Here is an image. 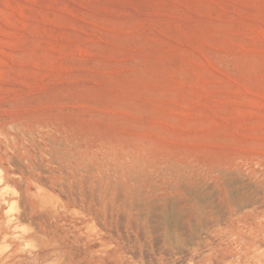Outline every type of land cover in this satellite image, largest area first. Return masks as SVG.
<instances>
[{
	"label": "rangeland",
	"instance_id": "1",
	"mask_svg": "<svg viewBox=\"0 0 264 264\" xmlns=\"http://www.w3.org/2000/svg\"><path fill=\"white\" fill-rule=\"evenodd\" d=\"M0 232L10 264H264V0H0Z\"/></svg>",
	"mask_w": 264,
	"mask_h": 264
},
{
	"label": "bare ground",
	"instance_id": "2",
	"mask_svg": "<svg viewBox=\"0 0 264 264\" xmlns=\"http://www.w3.org/2000/svg\"><path fill=\"white\" fill-rule=\"evenodd\" d=\"M0 239H4V240H6V239H9V237H8V234H2L1 232H0ZM81 253V252H80ZM90 258V257H89ZM91 259V258H90ZM11 263V261H10V258H9V256H5V255H0V264H10ZM111 264V263H110Z\"/></svg>",
	"mask_w": 264,
	"mask_h": 264
}]
</instances>
